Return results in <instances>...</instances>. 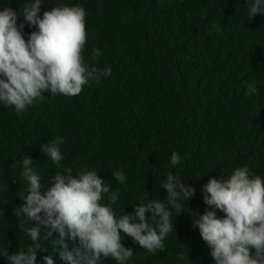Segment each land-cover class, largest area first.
<instances>
[{
  "label": "trees",
  "instance_id": "obj_1",
  "mask_svg": "<svg viewBox=\"0 0 264 264\" xmlns=\"http://www.w3.org/2000/svg\"><path fill=\"white\" fill-rule=\"evenodd\" d=\"M31 2L0 0V10L8 6L16 11L25 39L36 30L22 12ZM249 3L41 0V18L52 7L85 8V61L112 72L74 97L45 93L21 114L0 103V254H13L32 243L14 215L24 203L18 194L27 188L20 178L26 155L41 176L42 194L54 184L57 171L70 168L75 176L91 170L112 191L119 190L113 205L117 218L151 199L170 208L174 229L165 238L163 252L149 253L121 232L123 245L134 251L125 264H215L193 222L206 211L224 216L205 204L204 185L210 178L227 179L245 165L264 178V13L250 21ZM93 48L101 52L98 62L91 59ZM253 81L258 94L248 95ZM58 137L65 140L59 168L41 151L42 144ZM173 151L181 156L179 166L170 163ZM117 170L125 173L124 184L115 180ZM169 172L195 189L182 201L181 214L171 209L160 186ZM108 195L102 203L108 202ZM46 231L41 226L45 250L37 252V264H45L44 256L66 264L52 247L59 234L53 232L45 241ZM65 242L69 249L79 246L78 238L65 237ZM0 264H9L3 255ZM100 264L117 262L101 256Z\"/></svg>",
  "mask_w": 264,
  "mask_h": 264
},
{
  "label": "clouds",
  "instance_id": "obj_2",
  "mask_svg": "<svg viewBox=\"0 0 264 264\" xmlns=\"http://www.w3.org/2000/svg\"><path fill=\"white\" fill-rule=\"evenodd\" d=\"M41 6V0H32L22 8L24 20L36 29L27 39L24 24H17L16 11L8 6L0 10V103L14 107L17 114L25 112L45 93L74 97L90 82L99 83L102 76L112 72L110 67L100 69L85 61L88 32L84 7H52L41 18ZM258 13H264V0H250L248 19L251 21ZM100 55L98 48L92 49L93 62H98ZM258 91L253 81L246 94ZM64 143V138L58 137L41 145V151L57 168L64 160L60 149ZM181 162L180 154L173 151L171 165L179 166ZM32 164V158L25 155L20 178L27 182V188L18 194L24 203L14 211L19 229L32 243L13 254L4 250L0 255L9 264H37V252L45 250L41 226L48 229L45 241L53 232L59 234L52 247L66 264H100L101 256H111L117 264H125L134 251L123 245L121 232L149 253L164 251L165 238L174 226L172 211L162 201L151 199L137 204L134 212L122 211L117 218L113 205L120 192L112 191L95 171L82 170L75 176L70 168L57 171L54 184L42 194L41 176ZM113 176L124 184L123 170L115 171ZM160 186L167 191L168 205L180 214L182 201L195 193L193 187H185L171 172ZM203 191L205 204L224 213L223 218H218L215 211H206L193 221L211 249L215 264H264V178L245 165L237 167L227 179L210 178ZM105 194H109L108 202L102 203ZM146 213L151 214L150 218ZM65 237L73 241L78 238L79 246L69 249ZM43 259L45 264H55L51 256Z\"/></svg>",
  "mask_w": 264,
  "mask_h": 264
}]
</instances>
